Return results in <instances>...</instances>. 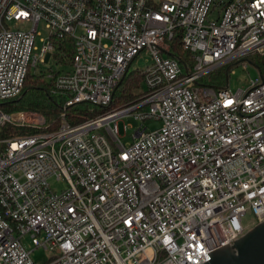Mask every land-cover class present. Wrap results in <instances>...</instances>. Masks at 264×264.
<instances>
[{
	"label": "built area",
	"instance_id": "built-area-1",
	"mask_svg": "<svg viewBox=\"0 0 264 264\" xmlns=\"http://www.w3.org/2000/svg\"><path fill=\"white\" fill-rule=\"evenodd\" d=\"M175 35L189 71L170 54ZM62 41L73 55L53 92L66 105H110L146 50L143 94L78 124L0 137V264H37L35 249L51 251L40 264H203L244 234L247 213L264 220V77L253 64L246 87L228 85L234 63L264 54V0H0V102ZM222 67L225 85L202 83ZM128 115L160 126L124 144L117 121ZM7 124L36 127L24 110H0Z\"/></svg>",
	"mask_w": 264,
	"mask_h": 264
},
{
	"label": "trees",
	"instance_id": "trees-1",
	"mask_svg": "<svg viewBox=\"0 0 264 264\" xmlns=\"http://www.w3.org/2000/svg\"><path fill=\"white\" fill-rule=\"evenodd\" d=\"M170 54L175 56L182 64L185 71L192 67L193 60L191 54L184 50L180 44V36L175 35L170 40ZM54 57L57 61L68 64L64 72L70 70L71 59L73 55L72 45L69 42L62 41L58 45ZM257 66L264 77V54L250 56L248 58ZM63 71H52V78L46 79L45 74L34 72L29 69L24 80L23 88L20 94L10 100L0 102V110L11 112L14 110H31L40 113L45 120V125L39 129H32L28 126L5 125L0 131V137H13L16 135H27L36 131L56 130L63 122L78 124L88 118H91L111 107H121L134 103L143 94L142 75L139 70H132L124 74L118 84L114 97L105 108H97L86 102L66 105V97L53 92V81L55 77ZM203 84L215 88L226 84L225 67L218 68L215 71L205 75L201 79Z\"/></svg>",
	"mask_w": 264,
	"mask_h": 264
},
{
	"label": "rangeland",
	"instance_id": "rangeland-1",
	"mask_svg": "<svg viewBox=\"0 0 264 264\" xmlns=\"http://www.w3.org/2000/svg\"><path fill=\"white\" fill-rule=\"evenodd\" d=\"M210 17H213V14L210 15ZM10 26L15 27L14 25H18V22L12 21ZM48 36V30L44 27V23L40 22L38 25V34L35 35V45L40 48L42 45V38H47ZM151 56L146 50H142L140 54L134 58V60L131 62L129 66V71L136 70V69H142L145 68L147 65L151 63ZM250 61V60H249ZM251 62V61H250ZM70 63V62H69ZM68 63V64H69ZM243 62L234 63L232 65L233 72L228 77V85L231 89L235 90L238 87H246L248 84V81L250 78H254L257 76L258 72L257 69L253 66V62L249 63L247 68H243ZM68 64L63 62H58L57 58L54 57V55L46 54L44 56V62L39 63L38 67L33 69L34 72H42L45 74L46 79H51L49 77L51 73V69L54 71H63L68 68ZM27 111L29 114L30 119L33 120V124L36 127L29 126V128L32 129H39L43 125H45L44 117L38 113L31 110H24ZM103 113V112H102ZM101 113L91 117L95 118L98 117ZM89 118V119H91ZM118 137L123 141L124 144H128L132 140V134L134 130L139 127H146V129L153 130L155 128H158L160 126V122L154 119H146L144 121H140L135 119L132 115L124 116L118 119ZM127 124H131L133 128L124 129V126ZM49 182L51 183L53 188H58L62 186L61 182H55L54 179H50ZM242 223L245 226L251 227L254 225L252 215L250 213H247L244 218L242 219ZM24 244L26 248L31 249L32 244L30 242V237L27 235L24 240ZM51 255V251L44 250V249H35L33 253V259L37 264L43 263L48 259V256Z\"/></svg>",
	"mask_w": 264,
	"mask_h": 264
},
{
	"label": "water",
	"instance_id": "water-1",
	"mask_svg": "<svg viewBox=\"0 0 264 264\" xmlns=\"http://www.w3.org/2000/svg\"><path fill=\"white\" fill-rule=\"evenodd\" d=\"M208 255L210 258L203 264H264V220L248 228L233 243L212 250Z\"/></svg>",
	"mask_w": 264,
	"mask_h": 264
}]
</instances>
